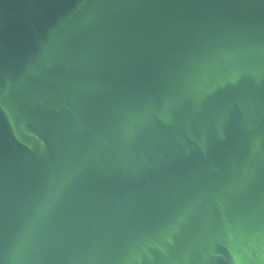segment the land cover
Listing matches in <instances>:
<instances>
[{"label": "water", "instance_id": "obj_1", "mask_svg": "<svg viewBox=\"0 0 264 264\" xmlns=\"http://www.w3.org/2000/svg\"><path fill=\"white\" fill-rule=\"evenodd\" d=\"M0 264H264V0H0Z\"/></svg>", "mask_w": 264, "mask_h": 264}]
</instances>
